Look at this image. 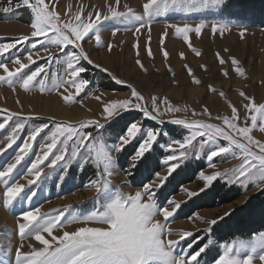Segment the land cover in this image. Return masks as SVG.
<instances>
[{
  "label": "rangeland",
  "instance_id": "374dc122",
  "mask_svg": "<svg viewBox=\"0 0 264 264\" xmlns=\"http://www.w3.org/2000/svg\"><path fill=\"white\" fill-rule=\"evenodd\" d=\"M232 1L220 0V4L214 3L213 0H209L208 4H205L204 0H196L195 3L192 0H180L178 4L169 2L166 9L162 6L157 13L153 14L154 21L150 26V31L148 28H143L140 32H135L134 26L141 21L133 18H114L102 21L99 25L102 43L96 45L93 38L83 42V47L89 53L94 64L101 65V68H107L125 83L118 84L101 68L86 65L88 71L83 75L90 83L80 94V97H77V99L83 98L82 104H68L62 100L60 92H64L66 95L74 92V89L68 85L59 91L41 92L38 88L25 91L18 85L13 91L7 84L0 83V123L3 122L6 114L10 113L38 117V119H32L26 123L25 128L11 147H8L7 137L11 134L16 117L13 118V121H9L3 130H0V149L3 150L0 152V170H3L8 163L15 162V155L34 126L48 123L51 127L53 119L67 121L71 124H77L82 120L101 119L102 101L133 99L128 85L135 87L145 97L149 109H151V97L156 96L159 100L167 98L172 106L187 110L166 112L161 117L163 122L146 119L139 111H126L99 130L105 137L108 147L117 142L133 121H140L144 132L150 128L160 130L159 137L152 145V151L146 153L145 158L134 168L131 167L133 163L131 156L137 150L140 140L143 139V133L133 139L122 152L114 154L115 171L110 177L111 184L125 194H134L137 190H141L143 185L155 178V173H159L161 176L167 175V166L163 162L164 157L171 151L167 145L172 140H182L189 134L188 128L184 125L170 123V119H199L223 125L222 120L215 118L231 115L229 107V101H231L240 113L238 123L244 126L245 118L249 114L243 107L247 101H244L239 93L243 91L246 95L253 97L257 104L264 103V27L246 21L243 14H238V18H232L226 14V9ZM46 2H50V0H46ZM109 2L115 4V0H55L57 10L62 15L68 11L69 6H71V11L75 12L81 6L86 10H91L92 7H102ZM144 2L145 0H121L119 10L124 11V5L127 4L137 12H142ZM11 3L12 12H0V43L15 42L21 36H30L32 31L30 26L31 10L22 4V0H11ZM8 4L9 0H0V8L7 7ZM17 4H20V7L17 8ZM236 12L239 10L236 9ZM200 22L206 25L201 30V34L197 36L194 32L189 33L190 43L196 50L195 52L182 36H178L174 29L167 27L170 23H188L195 26ZM214 23L228 25L229 29L223 33L219 31L213 33L211 25ZM116 29L119 31L113 35V31ZM125 29L132 30L126 31ZM165 31H167V37L161 44ZM241 31L245 33L243 36L240 35ZM107 44L113 45L111 52L107 50ZM137 44L138 51L134 47ZM149 48L151 56L148 52ZM69 50L71 49L69 48ZM164 50L168 52L167 58L163 55ZM30 51L36 63L30 64L28 69H24L25 72L46 64V57L50 53H59V49L55 46L50 45L49 51L45 52L39 45L35 50L30 49V44L25 42L22 45H17L16 49H11L4 56H0V62L7 63L9 69L14 70L16 66L11 63L12 59L19 56L23 63H28L27 55ZM197 52L199 55L196 54ZM181 53H183V58H181ZM217 53L224 59V64L219 63ZM232 58L238 60L239 65H233ZM137 60L142 62L143 68L137 64ZM202 65L206 66V69H203ZM185 66L191 69V76ZM237 66L244 70V75H240L234 70ZM65 67L64 64H51L48 68V82L51 83L54 77H62ZM225 72L227 75H224ZM0 75H4L3 69H0ZM194 78L198 79L200 83H195ZM211 89L216 91L213 92ZM220 92L225 93V96H221ZM96 96H100L101 100L95 99ZM161 107L164 106L161 105ZM205 107L209 109L211 118L203 114L193 116V110L203 113ZM2 110H7V113ZM101 123H104L103 119H101ZM47 133L48 129H45L37 137L28 155L12 173L9 183H18L24 186L17 202L11 210L0 204V244H4L5 233L10 235L12 244L11 251H0V264H15V249L20 243L17 235L19 212L39 206L41 213L55 215L56 210L67 209L66 217L70 215L84 216L99 209L105 200L103 194L97 198L96 189L87 186L98 175L97 169L92 165H87L81 170L78 163H72L65 171L63 165L50 168L47 166L49 161H45L40 166L42 169L41 179L36 184L29 185L28 181L34 176L28 173L27 169L35 160L36 155L42 154L41 145L45 143L43 137ZM252 134L256 139L264 141V133L259 132L258 129H254ZM219 142L227 144V141L222 139ZM177 147L173 145V148ZM210 150L206 146L204 155L199 159L195 158L193 154L169 177V183L160 190L177 201L186 202L182 203L175 220L168 227L174 231H191L193 236L185 241H180L176 251L180 252L187 248L188 242H192V248L188 249L191 254L208 241L209 234L204 231L208 225L197 219V214L199 217L215 219L230 209H233L231 214L234 215V213L247 210L248 206L260 204L258 208H255V214L248 216L247 224L244 227L234 222L235 218L231 217V214L213 225L211 246L200 254L198 261L199 264H214L225 245L234 241L237 242L236 251L238 254L246 255L254 250V253L259 255L264 250V244H258L257 240L261 238V235H264V228L254 230V223L260 221L264 224V205L261 204L264 202V188L255 187L252 184L247 186L227 185L221 179L217 180L206 193H200L191 199L182 190L199 192L205 184V181L198 175L201 170L205 175H210L215 171L223 172L225 169H231L240 163L239 159L224 160L217 157L214 158L216 167H207L205 157ZM218 186L238 190V193L241 194L238 199L215 205L221 200L214 199L211 191ZM173 188L175 191H172ZM4 191H6V186L0 183V200L3 199ZM33 192L35 195L29 201L28 195ZM160 192L157 193L158 196ZM223 199L226 201L227 197L225 196ZM5 216L14 217V227L10 225ZM189 217L192 218L189 219ZM158 218L163 219L162 217ZM81 226L83 225L80 223L67 224L63 228L54 229L53 235L58 237L64 231L70 232ZM14 235L18 239L17 243H14ZM44 235L51 241V236L47 233ZM168 239L179 238L173 235ZM239 242H244L243 249L240 248ZM23 244L24 252L30 251L29 245L43 247L31 238L23 241ZM53 246H55V242H53ZM253 264H264V262L260 261L257 256Z\"/></svg>",
  "mask_w": 264,
  "mask_h": 264
},
{
  "label": "snow or ice",
  "instance_id": "6c2138e0",
  "mask_svg": "<svg viewBox=\"0 0 264 264\" xmlns=\"http://www.w3.org/2000/svg\"><path fill=\"white\" fill-rule=\"evenodd\" d=\"M120 2L121 0H115V4L109 2L102 7H92L91 10H86L81 6L75 12L71 11V6H69L68 11L62 15L57 10L55 0H50V2L22 0V4L31 10V34L30 36H21L12 43H0V56H4L11 49H16L17 45H22L25 42L30 44V49L35 50L39 45L45 52L49 51L50 45L55 46L59 49V53H50L46 57V64L39 65L29 72H25L24 69H28L30 64L36 63L31 51L27 55L28 63H23L19 56L12 59L11 63L16 66L14 70H10L7 63L0 62V69H3L4 73V75H0V83L7 84L13 91L18 85L25 91L38 88L41 92L59 91L68 85L74 89V92L67 95L60 92L62 100L68 104H82L83 98L77 99V97H80V94L90 83L83 75L88 71L86 65L101 68V65L94 64L89 53L83 47V42L94 38L96 45L102 43L100 23L114 18H133L141 21L134 26L135 32H140L143 28H148L150 31V26L154 21L153 14L157 13L162 6L166 9L169 2L178 4L180 0H145L142 4V12H137L127 4L124 5V11H120ZM192 2L195 3L196 0H192ZM204 2L208 4L209 0H204ZM213 2L220 4V0H213ZM16 7H20V4H17ZM12 11L11 0L7 7L0 8V12L3 13ZM205 26L203 22L195 26L188 23L167 25L168 28L174 29L178 36H182L190 48L192 45L189 33L194 32L199 36ZM211 29L213 33L218 31L223 33L229 29V26L214 23L211 25ZM118 31L119 29L114 30L113 35ZM244 34V31H241L240 35ZM166 37L167 31L163 33L161 44ZM134 47L138 51V44ZM107 50L111 52L113 45L107 44ZM192 50L196 51L194 48ZM148 52L151 56L150 48ZM196 54L199 55L198 52ZM163 55L167 58L168 52L164 50ZM180 55L183 58V53ZM217 57L220 64L225 63L219 53H217ZM42 59L45 58L42 57ZM136 62L143 68L140 60ZM53 63L64 64L66 67L62 77H54L49 83L48 68ZM232 64L239 65V61L232 58ZM185 67L187 68V66ZM202 68L206 69V66L202 65ZM101 70L108 73L116 83H125L107 68H101ZM234 70L240 75H244V70L241 67L237 66ZM187 71L191 76V69L187 68ZM224 75H227V72ZM194 82L200 83L195 78ZM128 87L131 89L133 99L102 101L101 119L104 123H101V119L82 120L77 124L53 119L51 127L48 123L34 126L15 155V162L8 163L3 170H0V183L6 186L0 204L11 210L24 188L18 183H9L12 173L28 155L37 137L45 129H48V133L43 137L45 143L41 145L42 154L36 155L35 160L27 169V172L34 176L28 181L29 185L36 184L41 179L42 169L40 166L45 161H49L47 166L50 168L63 165L65 171L72 163H78L81 170L87 165H92L97 169L98 175L87 186L96 189L97 198L101 194L105 197L99 209L84 216L70 215L66 217L67 209L56 210L55 215L41 213L39 206L19 212L17 235L20 243L15 249V264H199L198 257L211 246L212 226L229 216L233 209L225 211L223 215L215 219L199 217L197 214L196 218L208 225L204 230L209 234L208 241L191 254L188 249L192 248V242H188L187 248L177 252L176 249L180 241L192 237L193 233L184 230L174 231L168 225L175 220L182 203L186 202L177 201L160 190L169 183V177L193 154L197 159L204 155L206 146L211 149L205 157L207 167L215 168L214 158L217 157L224 160L239 159L240 163L231 169H225L223 172L215 171L210 175H205L201 170L198 175L205 181V184L199 192L182 189L189 199L200 193H206L217 180L221 179L227 185L247 186L252 184L255 187L264 188V141L256 139L252 134L254 129L264 133V103L257 104L253 97L246 95L243 91L239 95L243 97L244 101H247L243 107L249 114L245 118L244 126L238 123L240 113L231 101H229L231 115L215 118L222 120L223 125L199 119H170V123L184 125L188 128L189 134L182 140L174 139L167 145L171 150L163 160L167 166V175L161 176L159 173H155V178L134 194H125L119 188L113 187L110 177L115 171L114 154L122 152L133 139L143 133V139L140 140L137 150L131 156L133 161L131 167L134 168L145 158L146 153L152 151V145L159 137L160 130L150 128L144 132L141 122L133 121L117 142L111 144V147H108L105 137L99 130L126 111H139L146 119L163 122L161 117L166 112L187 110L172 106L167 98L159 100L156 96L151 97V109H149L145 97L135 87L131 85ZM211 90L216 91L215 89ZM219 94L225 96L223 92ZM95 99L101 100V97L96 96ZM161 105L164 107L162 108ZM2 111L7 113V110ZM192 114L193 116L208 115L211 118L207 107L203 109V113L193 110ZM14 117H16L14 126L11 134L7 137L8 147L16 142L29 120L38 119V117L21 116L20 113L6 114L3 122L0 123V130H3L9 121H13ZM221 139L227 141V144H221L219 142ZM173 145L178 147L173 148ZM2 151L0 149V152ZM172 191L175 189L173 188ZM158 192H160L159 196ZM33 195H35L34 192L28 195L29 201ZM191 218L189 217V219ZM72 223H80L83 226L70 232L64 231L58 237L53 235L54 229L63 228ZM45 233L51 236V241L45 238ZM173 235L179 239H168ZM29 238L34 239L43 247L29 245L30 251L24 252L23 241ZM3 240L4 244H0V251H11L12 244L8 233L4 234ZM53 242H55V246H53ZM257 243L264 244V235H261ZM239 246L243 249L244 242H239ZM236 248L237 242L235 241L226 244L214 264H253L257 256L260 261L264 262V250L259 255H256L254 250L242 255L237 253Z\"/></svg>",
  "mask_w": 264,
  "mask_h": 264
},
{
  "label": "trees",
  "instance_id": "16d2710c",
  "mask_svg": "<svg viewBox=\"0 0 264 264\" xmlns=\"http://www.w3.org/2000/svg\"><path fill=\"white\" fill-rule=\"evenodd\" d=\"M227 8L226 14H228L230 17L238 18V14H243V17L246 21L264 27V0H233L231 5ZM236 9L239 10L240 13L236 12ZM226 189V186H218L215 190L211 191V193H213L212 196H214V199L216 198V200H221L215 205H220L227 203L230 200L238 199L239 195L241 194L240 192L238 193V190L227 189L229 190L227 191ZM225 196L227 197V200L223 201ZM261 204L264 205V202ZM259 206L260 204L258 206H248L246 207L247 210H243L237 214L234 213V215L231 214L230 216L235 218L234 222L237 224L239 223V225L244 227L247 224L246 219L248 216H253L256 211L255 208H258ZM254 225V230L264 228V224L260 221L255 222Z\"/></svg>",
  "mask_w": 264,
  "mask_h": 264
},
{
  "label": "bare ground",
  "instance_id": "6f19581e",
  "mask_svg": "<svg viewBox=\"0 0 264 264\" xmlns=\"http://www.w3.org/2000/svg\"><path fill=\"white\" fill-rule=\"evenodd\" d=\"M51 101V100H50ZM12 215V214H11ZM6 217V219L10 222V225H12L13 227L15 226V219H13V218H10V217H8V216H5ZM16 235V234H15ZM15 235H14V243H17V238L15 237ZM11 257H12V254H11Z\"/></svg>",
  "mask_w": 264,
  "mask_h": 264
}]
</instances>
